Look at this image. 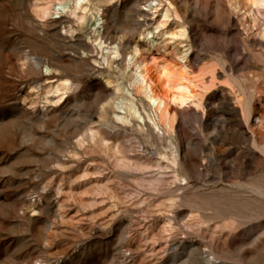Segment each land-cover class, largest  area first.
Here are the masks:
<instances>
[{"label":"rangeland","instance_id":"rangeland-1","mask_svg":"<svg viewBox=\"0 0 264 264\" xmlns=\"http://www.w3.org/2000/svg\"><path fill=\"white\" fill-rule=\"evenodd\" d=\"M59 1L0 0V264H264V5L253 21L246 0H173L180 22L144 43L140 0H91L116 55ZM136 46L169 97L178 77L154 63L188 54L171 134L133 81Z\"/></svg>","mask_w":264,"mask_h":264},{"label":"bare ground","instance_id":"bare-ground-1","mask_svg":"<svg viewBox=\"0 0 264 264\" xmlns=\"http://www.w3.org/2000/svg\"><path fill=\"white\" fill-rule=\"evenodd\" d=\"M69 1H72V0H69ZM100 1H108V0H100ZM138 2H139V5H141L143 7L142 9L137 11V13H139V15L143 14L142 18L140 19V21H141L140 25L145 27L144 31L141 33V37H140L139 41L147 43V42H149L151 35H154L156 33L159 34V32L162 29H164L169 24V22L171 20H174L175 22H180V20H181V17L179 15L178 11H177V7H176V5H175L173 0H166L165 2H164V0H140ZM246 2H248L250 7H251L250 8V12L252 13L253 21H256L257 19L255 17L253 8H257L258 9V7H261L260 5L263 6L264 5V0H246ZM248 3H247V5H248ZM48 5H49V3H48ZM50 7H48V8H50ZM48 8H46V9L49 10ZM42 9L43 8H41V10ZM67 9L69 10V13H70L71 16L72 15L77 16L79 21L86 22V25H88L94 31V33L98 32L97 33L98 34V38L105 39L104 41H101L102 44L104 42H106L107 40L110 41L109 46L114 44L113 50L115 51L116 55H121L124 52V47L126 45L125 41H121L120 39H119V41H116V40H114L112 38L103 37L104 36L103 35V31H104V28H106V27L103 25V23H104L102 21L103 20V18H102L103 16L101 14L100 6H99L98 3H94L91 0H73V5L70 6L68 1H63V2H60V3H56L54 5V8H53L54 12L52 14L57 15V17H59V16H61L62 12L66 11ZM51 10H52V8H51ZM42 13H43V11H42ZM45 14H47V13H45ZM48 15H51V13L48 14ZM171 35H175V33L173 32ZM177 35L178 36H186V27H185L184 24H182V22L179 25V31L177 32ZM72 44L75 45V43H72ZM154 46H155V44H152V47H154ZM75 47H76V45H75ZM132 49H133V55H134L133 57L136 58L135 64H136L137 70H138L137 71V73H138L137 77H135V80H133V81L135 83H139L140 84V85L139 84H137V85H139L140 88L144 90L145 94L149 98L150 107H152L154 109L156 117H157V121H156L157 126L161 127L163 129V132L166 131V132L170 133V131L173 130V127H174L173 121L176 120V118H174L175 120H172V115L173 114H171V111L169 110L170 102L182 106L183 104H186V103H188V101L192 100L193 97L195 96V92L193 90V87L196 86L195 82H194V74L190 71L189 66H188V64L185 61L188 54H186V53L182 54V52L177 53V54H180V57H181L182 61H178L177 60L178 55H174L173 60H168L166 58H161V61H160L161 63H157V62L154 63V66H155V68L157 70V73H158L160 78L170 77L171 75H177V77H178V80L174 84V88L177 90V93L169 97L168 94H166V93L165 94H160L154 87L155 81L153 80V77L150 75V72L152 70V68H150V62L152 61L153 57L152 58L150 56L142 57V54L140 53V49H138L137 46L132 48ZM138 57H140V58H138ZM131 59H133V58H131ZM40 63H41V61H40ZM47 63H49V67H53L54 69H59V70H62V71H66L65 69H67V66L64 65V64H61L59 61L58 62H52V61L49 62L48 61ZM46 66H48V65H46ZM131 78H134V76H132ZM73 85H74V83L71 82L69 79H62L60 81V83H58L56 86H53L52 91L53 92H63L62 94H65L68 91L73 89ZM116 87L120 90L122 88V83H118ZM119 97H120V95H117L116 99L119 98ZM129 102H128L129 104L127 105L129 107V109L131 111H133L134 115L139 116L138 110L136 109V106H135L134 102L132 100H129ZM108 103H110V102H108ZM123 105H124V103H123ZM103 110H104V107H103ZM246 111L247 110H245V112ZM247 116H249V115H247ZM176 156L174 155L172 157L171 162L173 164H177L178 163ZM178 203H179V201H178ZM175 213H176V218L178 220H181L185 216L187 211L178 210ZM199 256H201V255H199ZM199 259H202V258L199 257ZM210 263L214 264L213 261H210ZM28 264H30V263H28Z\"/></svg>","mask_w":264,"mask_h":264}]
</instances>
